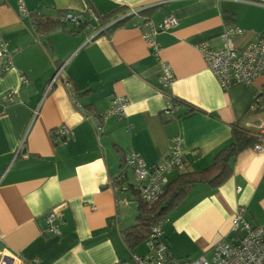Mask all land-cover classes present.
Here are the masks:
<instances>
[{
	"label": "crops",
	"instance_id": "crops-1",
	"mask_svg": "<svg viewBox=\"0 0 264 264\" xmlns=\"http://www.w3.org/2000/svg\"><path fill=\"white\" fill-rule=\"evenodd\" d=\"M23 2L39 15L21 17L16 0H0V43L11 51L5 71L0 55V94L13 89L19 96L0 104L3 244L18 253L15 264H136L133 254H145L147 247L145 240L133 249L125 243V231L138 222V206L137 180L122 158L133 151L149 167L160 164L172 139L180 136L185 162L166 173L167 184L179 173L210 167L232 141L234 127L250 135L258 131L264 124V95L256 103L253 93L264 90V74L251 83L222 86L198 45L208 42L221 49L220 34L233 26L242 29L231 38L234 46L256 40L264 32V0ZM139 7L144 8L140 14H129ZM90 9L99 20L86 16L76 32L70 23L38 29L37 20L62 23L58 17L64 12ZM169 15L178 23L157 33L153 50L142 38L141 23H158ZM102 25L106 30L96 34ZM165 65L172 71L166 85ZM60 67L63 72L49 88ZM21 75L27 83H21ZM116 95L129 101L125 116L97 128L93 116L101 115ZM171 107L174 114L166 112ZM59 125L71 129L67 144L51 137ZM229 165L231 173L221 185L194 184L168 215L163 241L177 259L210 254L214 244L230 236L240 205L246 207L244 218L264 230V151L249 146ZM123 169L124 181L115 191ZM50 209L57 210L59 234L42 231V216Z\"/></svg>",
	"mask_w": 264,
	"mask_h": 264
},
{
	"label": "built area",
	"instance_id": "built-area-1",
	"mask_svg": "<svg viewBox=\"0 0 264 264\" xmlns=\"http://www.w3.org/2000/svg\"><path fill=\"white\" fill-rule=\"evenodd\" d=\"M18 3V12L21 17L29 15L30 17L39 13H31L24 5L23 0H16ZM144 9L139 7L131 9L130 15H138ZM91 17L93 21L99 20V15L91 9L86 13L65 12L61 17L62 23H70L72 27H80L87 19ZM32 23L35 20L32 19ZM178 21L175 16L169 15L164 17L158 23L144 21L142 26V38L153 50H157L158 43L156 35L160 31L168 30L177 25ZM111 25V24H110ZM107 25H102L100 30H106ZM242 31L237 26L227 27L220 34V39L223 44L221 49H213L208 42H202L198 45V50L203 57L206 65L214 73L220 85L227 86L233 82L251 83L258 77L264 74V32L259 34L256 40L248 42L242 47L233 45L231 38ZM0 55L3 58V70H7L11 64V51L6 48L4 42L0 43ZM63 72V67H60L54 73L51 84L55 81L58 75ZM164 85L172 79V71L169 66L163 69ZM21 83H27L24 75L20 76ZM65 86L69 90V95L73 103L80 107V103L75 99V90L68 80H65ZM48 88V89H49ZM264 95V90H256L254 94L255 102H259ZM18 93L9 89L0 94V104H8L17 99ZM129 105L128 99L123 95L113 96L109 102L107 109L99 116H93L97 128H101V124L106 122L110 117L123 118L126 114V109ZM71 129L66 125H59L51 130V137L57 144H67L71 139ZM255 142L252 145L254 151H264V124L259 125V129L252 135ZM183 139L180 136H175L168 149L166 157L162 163L147 166L144 159L133 151L127 152L124 160V168H131L137 180V185L134 189L138 191L142 200L150 207V205L163 194L166 184V173L171 170H179L183 167L185 158L183 153ZM126 172L123 170L115 179L113 189L118 191L121 189L117 181L125 178ZM261 181L264 183V173ZM114 183V181H113ZM125 189V187H123ZM125 202V199L120 200ZM246 207L238 206L235 211L230 226V236L225 237L214 244L210 249V254H201L198 257L190 260H180L173 256L168 246L163 241V225L169 218H160L151 226V232L146 239L147 253L143 256L133 254V259L136 264H264V230L261 226L251 223L244 218ZM57 210L50 209L42 216L45 223L42 231L46 233L59 234V225L55 224ZM17 252L7 248L3 244V237L0 233V264H15L19 261Z\"/></svg>",
	"mask_w": 264,
	"mask_h": 264
},
{
	"label": "trees",
	"instance_id": "trees-1",
	"mask_svg": "<svg viewBox=\"0 0 264 264\" xmlns=\"http://www.w3.org/2000/svg\"><path fill=\"white\" fill-rule=\"evenodd\" d=\"M143 10L144 9H142L139 14ZM62 15H60L58 18H60ZM37 21L38 29L42 31L49 30L58 25H64L63 23L59 22L58 19L53 20L50 18H43L42 20ZM72 28L74 29V27ZM79 28L80 27L74 29V32L78 31ZM72 31L73 30H71V32ZM255 92L256 90L253 94H255ZM166 112L174 114L172 107L167 109ZM254 142V137L250 135L248 131L241 130L240 127H234L232 129V141L218 152L215 157V161L212 165H210V167L203 169L202 171H186L179 173L165 185L163 194L160 195L150 205V207H148V205L142 200L138 191L133 188L135 194L137 195L138 222L135 225L129 227L124 233L125 243L127 246L130 249H133L141 244L144 240L146 242V239L149 237L151 232V226L160 218H167L170 212L185 199L189 189L194 184L205 183L210 188H216L221 185L231 173L229 160L236 156V154L239 152L243 151L245 148L252 146ZM121 162L125 164V160L123 158ZM123 181L124 179L117 182L121 185ZM168 198L171 199L170 202H167Z\"/></svg>",
	"mask_w": 264,
	"mask_h": 264
},
{
	"label": "rangeland",
	"instance_id": "rangeland-1",
	"mask_svg": "<svg viewBox=\"0 0 264 264\" xmlns=\"http://www.w3.org/2000/svg\"><path fill=\"white\" fill-rule=\"evenodd\" d=\"M142 250H143V249H140V251H142ZM146 253H147V252H146ZM146 253H145V254H146ZM138 254H139V253H138ZM145 254L140 253L139 255H140V256H143V255H145Z\"/></svg>",
	"mask_w": 264,
	"mask_h": 264
},
{
	"label": "water",
	"instance_id": "water-1",
	"mask_svg": "<svg viewBox=\"0 0 264 264\" xmlns=\"http://www.w3.org/2000/svg\"><path fill=\"white\" fill-rule=\"evenodd\" d=\"M170 200H171V199H170V198H168V199H167V202H170Z\"/></svg>",
	"mask_w": 264,
	"mask_h": 264
}]
</instances>
